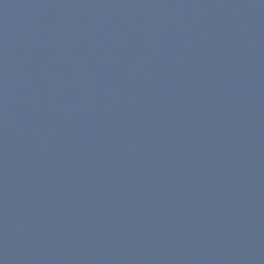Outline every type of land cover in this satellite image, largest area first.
<instances>
[{
	"label": "water",
	"instance_id": "95a60500",
	"mask_svg": "<svg viewBox=\"0 0 264 264\" xmlns=\"http://www.w3.org/2000/svg\"><path fill=\"white\" fill-rule=\"evenodd\" d=\"M0 264H264V0H0Z\"/></svg>",
	"mask_w": 264,
	"mask_h": 264
}]
</instances>
